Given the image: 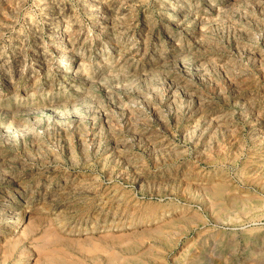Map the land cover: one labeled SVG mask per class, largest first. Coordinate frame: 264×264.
<instances>
[{"label": "rangeland", "instance_id": "obj_1", "mask_svg": "<svg viewBox=\"0 0 264 264\" xmlns=\"http://www.w3.org/2000/svg\"><path fill=\"white\" fill-rule=\"evenodd\" d=\"M126 1L0 0V264H264V0Z\"/></svg>", "mask_w": 264, "mask_h": 264}, {"label": "bare ground", "instance_id": "obj_2", "mask_svg": "<svg viewBox=\"0 0 264 264\" xmlns=\"http://www.w3.org/2000/svg\"><path fill=\"white\" fill-rule=\"evenodd\" d=\"M101 1V0H100ZM118 1V0H117ZM82 2H86V1H82ZM90 2V1H89ZM121 2H122V0H121ZM125 2H127L126 0H125ZM125 2H124V4H125ZM178 2V1H177ZM80 3V2H79ZM115 3V2H114ZM81 4V3H80ZM84 4V3H83ZM96 4V3H95ZM123 4V5H124ZM175 4V3H174ZM182 4V3H181ZM112 5V4H111ZM116 5V4H115ZM115 5L113 6V7H115ZM118 5H120V4H118ZM118 5H116V7L118 6ZM83 6V5H82ZM88 6H89V4H88ZM94 6V5H93ZM90 7V6H89ZM95 7V6H94ZM179 6L176 4V6H173V7H171L170 8V10L168 11V14H166V19H168V20H171L172 18H173V16L175 15V14H177V12L180 10L179 8H178ZM182 7V6H181ZM180 7V8H181ZM86 8H87V6H86ZM102 8V7H101ZM114 9V8H113ZM112 9V10H113ZM117 9V8H116ZM90 10V9H89ZM98 10V9H97ZM96 10V11H97ZM119 10V9H118ZM185 10V9H184ZM101 11V10H100ZM99 11V12H100ZM116 11V10H115ZM128 11V10H127ZM130 11V10H129ZM183 11V10H182ZM181 11V12H182ZM92 12H94L93 10H92ZM102 12V11H101ZM97 13V12H96ZM167 13V12H166ZM98 14V13H97ZM188 14V13H187ZM100 15V14H99ZM98 15V16H99ZM96 16V15H95ZM103 16V15H102ZM101 16V17H102ZM176 16V15H175ZM174 19V18H173ZM95 20V19H94ZM188 22V21H187ZM92 24V23H91ZM100 24V23H99ZM97 27V26H96ZM99 27V26H98ZM73 28V27H72ZM199 29V28H198ZM53 30V29H52ZM102 31V30H101ZM174 33V32H173ZM64 37V36H63ZM66 38V37H65ZM70 59V58H69ZM65 62V61H64ZM73 62V61H72ZM70 68V67H69ZM65 69V68H64ZM75 70V69H74ZM72 71V70H71ZM73 73V72H72ZM74 75V74H73ZM249 85V84H248ZM239 86V85H238ZM246 104V103H245ZM220 111V110H219ZM238 112V111H237ZM225 115V114H224ZM223 115V116H224ZM227 118V117H226ZM221 120V119H220ZM263 131V130H262ZM209 132V131H208ZM158 138V137H157ZM163 139V138H162ZM167 140V139H166ZM129 142H131V141H129ZM160 142V141H159ZM164 142V141H163ZM256 142V141H255ZM161 143V142H160ZM131 144V143H130ZM155 144V143H154ZM159 144V143H158ZM162 144V143H161ZM126 145V144H125ZM156 145V144H155ZM128 146V145H127ZM167 146H169V145H167ZM165 148V147H164ZM148 150V149H147ZM132 161V160H131ZM139 161V160H138ZM124 164V163H123ZM121 174V173H120ZM74 184V183H73ZM71 185V184H70ZM51 203V202H50ZM5 204L6 205H9V203L8 202H5ZM12 205V204H11ZM10 207V206H9ZM5 208V207H4ZM8 213V212H7ZM2 215V214H1ZM14 221H17L15 218H14ZM16 223V222H15ZM9 225V224H8ZM12 227V226H11ZM10 227V228H11ZM18 227V226H17ZM13 228H15V227H12V229ZM12 232V231H11ZM209 254V253H208ZM18 261V260H17ZM251 263V262H250Z\"/></svg>", "mask_w": 264, "mask_h": 264}]
</instances>
